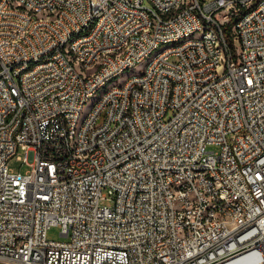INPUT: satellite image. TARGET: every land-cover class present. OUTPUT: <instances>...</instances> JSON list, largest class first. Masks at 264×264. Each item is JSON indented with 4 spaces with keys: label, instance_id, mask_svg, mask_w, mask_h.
Wrapping results in <instances>:
<instances>
[{
    "label": "built area",
    "instance_id": "2783aa9c",
    "mask_svg": "<svg viewBox=\"0 0 264 264\" xmlns=\"http://www.w3.org/2000/svg\"><path fill=\"white\" fill-rule=\"evenodd\" d=\"M0 264H264V0H0Z\"/></svg>",
    "mask_w": 264,
    "mask_h": 264
},
{
    "label": "bare ground",
    "instance_id": "6f19581e",
    "mask_svg": "<svg viewBox=\"0 0 264 264\" xmlns=\"http://www.w3.org/2000/svg\"><path fill=\"white\" fill-rule=\"evenodd\" d=\"M43 21H54V13H42ZM188 41V34H179L176 39L163 40L162 43H156L149 53L144 55L143 59H137L136 65H130V63H122L113 72L108 75V80L104 81L103 85H95L94 92H90L83 95L82 99V110L78 112V118L75 122H72L73 132H80L83 130L84 125L87 124L88 118L93 117L95 113V106L98 102L105 99V92H112L114 84L108 87V84L116 79L122 72L135 68L138 64L144 62L142 69H146L152 63H156L162 53L171 49H176L177 46L184 45ZM194 41H201V34H194ZM70 43H77V36H70ZM112 57H120V50H112ZM100 66V56H93L88 59V65L84 62H77V73H86V75H97V68ZM217 70H224V62H217ZM141 77V71L137 74H133L128 78ZM125 84V81L122 83ZM122 84H115V87H122ZM95 97V99H94ZM92 104L89 112L82 118V112L85 104L91 99ZM22 115V106H15L14 116ZM106 122V113H99L97 115V126H104ZM195 171H198L199 176H207V166L202 164H195ZM186 193L189 196H196V187L193 185H186ZM236 222V215H224V224H232Z\"/></svg>",
    "mask_w": 264,
    "mask_h": 264
},
{
    "label": "rangeland",
    "instance_id": "374dc122",
    "mask_svg": "<svg viewBox=\"0 0 264 264\" xmlns=\"http://www.w3.org/2000/svg\"><path fill=\"white\" fill-rule=\"evenodd\" d=\"M146 63V60L140 64H138L135 68H131L128 69L124 72H122L116 79H114L113 81H111L108 84V87H110L112 84H122L125 81V76L126 78H128L129 76L133 75V74H137L141 71V69L143 68L144 64ZM95 99V97H94ZM93 98H91L84 106L83 112L81 117L83 118L90 110L91 108V104H92V100H94ZM22 151H19L16 155H14L12 158H10V160L8 161V167L14 171H20L22 173H24L26 170L29 169V166L27 164H25V162L23 160H21L22 158ZM17 156H20V159H17ZM47 237L49 239H53V240H64L65 237L60 235V227L59 226H53L51 227L49 230H47Z\"/></svg>",
    "mask_w": 264,
    "mask_h": 264
}]
</instances>
